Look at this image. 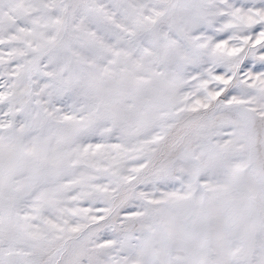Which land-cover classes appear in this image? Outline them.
I'll use <instances>...</instances> for the list:
<instances>
[{
  "label": "snow or ice",
  "instance_id": "6c2138e0",
  "mask_svg": "<svg viewBox=\"0 0 264 264\" xmlns=\"http://www.w3.org/2000/svg\"><path fill=\"white\" fill-rule=\"evenodd\" d=\"M0 264H264V0H0Z\"/></svg>",
  "mask_w": 264,
  "mask_h": 264
}]
</instances>
